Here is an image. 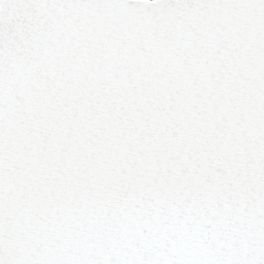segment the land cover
<instances>
[{"label": "snow or ice", "instance_id": "obj_1", "mask_svg": "<svg viewBox=\"0 0 264 264\" xmlns=\"http://www.w3.org/2000/svg\"><path fill=\"white\" fill-rule=\"evenodd\" d=\"M0 264H264V0H0Z\"/></svg>", "mask_w": 264, "mask_h": 264}]
</instances>
